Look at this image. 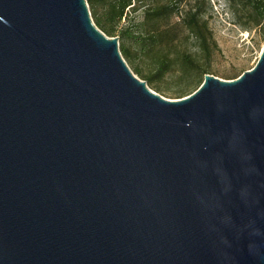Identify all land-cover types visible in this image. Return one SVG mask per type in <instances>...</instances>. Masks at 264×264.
<instances>
[{
    "label": "water",
    "instance_id": "1",
    "mask_svg": "<svg viewBox=\"0 0 264 264\" xmlns=\"http://www.w3.org/2000/svg\"><path fill=\"white\" fill-rule=\"evenodd\" d=\"M245 185L264 208V48L169 100L87 0H0V264H216Z\"/></svg>",
    "mask_w": 264,
    "mask_h": 264
},
{
    "label": "trees",
    "instance_id": "2",
    "mask_svg": "<svg viewBox=\"0 0 264 264\" xmlns=\"http://www.w3.org/2000/svg\"><path fill=\"white\" fill-rule=\"evenodd\" d=\"M223 1L236 23L245 31L259 32L264 43V0ZM87 3L96 27L109 38L119 39L120 52L132 72L161 96L175 100L191 96L207 75L214 74L218 46L207 0ZM132 14L140 16L132 19Z\"/></svg>",
    "mask_w": 264,
    "mask_h": 264
},
{
    "label": "rangeland",
    "instance_id": "3",
    "mask_svg": "<svg viewBox=\"0 0 264 264\" xmlns=\"http://www.w3.org/2000/svg\"><path fill=\"white\" fill-rule=\"evenodd\" d=\"M207 1L210 28L218 46L213 76L228 80L251 71L260 60L264 48V43H260L259 32L245 31L238 25L223 0ZM130 16L138 19L140 14Z\"/></svg>",
    "mask_w": 264,
    "mask_h": 264
},
{
    "label": "clouds",
    "instance_id": "4",
    "mask_svg": "<svg viewBox=\"0 0 264 264\" xmlns=\"http://www.w3.org/2000/svg\"><path fill=\"white\" fill-rule=\"evenodd\" d=\"M251 172L255 171L254 166H250ZM242 203L248 209L245 221L240 225H235L231 217L227 218V223L233 227L231 239L220 234L212 241V252L216 264H238L237 253L246 250L252 264H264V227L259 221L264 220V208L253 196L251 187L245 185L240 189Z\"/></svg>",
    "mask_w": 264,
    "mask_h": 264
}]
</instances>
